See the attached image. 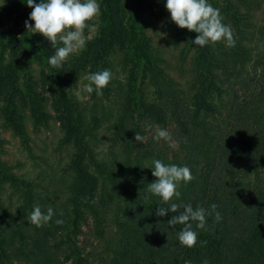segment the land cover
Segmentation results:
<instances>
[{"label":"trees","instance_id":"obj_1","mask_svg":"<svg viewBox=\"0 0 264 264\" xmlns=\"http://www.w3.org/2000/svg\"><path fill=\"white\" fill-rule=\"evenodd\" d=\"M263 3L239 0L230 7V23L226 24L232 29L234 47H226L223 41L194 46L198 34L185 28L195 47L193 92L189 94L159 66L146 32L129 20L125 0H101L103 25L99 33L79 56L60 68L48 63L55 53L50 42L17 24L32 9L22 0L2 6L0 115L23 138L22 109L28 106L37 124L46 122L45 98L32 88L29 76L25 89L19 83L32 64L45 65L49 72H43L42 80L54 97L56 119L63 132L61 144L72 146L73 153L68 163L67 200L51 208L49 222L36 227L28 223L29 215L35 205L46 213L49 199L2 158L0 132V264H14L22 257L32 259L33 264H51L59 253L63 262L70 264H264V52L254 59L249 46L254 35L252 9ZM9 24V31H4L3 25ZM118 49L130 54L133 73L140 70L143 78L147 75L157 98L149 102L139 96L137 74L129 75L114 137L120 150L111 155L113 158L99 157L94 147L99 118L93 117L94 125L87 123L67 87L87 66L91 72L110 70V57ZM143 118L151 126L167 129L177 147L163 146L153 137L147 145L137 142L135 134L144 137L146 133ZM153 159L191 170L193 179L181 182L179 199L170 202L191 203L193 208L209 211L210 205H217L219 221L213 213L206 217L205 229L191 222L198 233L193 247L178 242L177 232L183 225L168 226L173 213L155 215L158 206L167 204L147 189L156 179L146 168ZM7 187L22 195L14 214L3 199ZM57 218L63 223L56 224ZM88 219L93 236L104 241L100 254L81 244Z\"/></svg>","mask_w":264,"mask_h":264},{"label":"rangeland","instance_id":"obj_2","mask_svg":"<svg viewBox=\"0 0 264 264\" xmlns=\"http://www.w3.org/2000/svg\"><path fill=\"white\" fill-rule=\"evenodd\" d=\"M10 1L5 0L2 6ZM238 1L209 0L213 7L220 10L225 24L230 23V7L237 4ZM99 4L100 14L88 21L93 26L92 30L85 29V35L90 36V39L99 33L103 25L101 0H99ZM125 7L127 8L129 20L141 26L146 32L152 52L158 58L159 66L177 83L178 87L183 88L188 94L193 92L191 80L195 47L190 44L185 28H179L170 20V13L164 7V0H125ZM252 12L254 14V27L252 29L254 35L249 46L252 48V56L255 59L261 52H264V3L261 6H254ZM27 18L28 14L18 19L17 24H21L22 27L26 28L24 22ZM30 23L34 24V21H30ZM10 28V24L3 25V30L6 32ZM212 44L215 45L217 42ZM80 53L81 51L70 55L65 62L73 61ZM129 56L130 54L126 49H118L111 55L110 71L112 78L109 83L110 87L104 88L102 95H96L93 92L90 96L82 95L79 99L77 98L79 89L87 83L84 77L91 72L90 66L82 69L78 77L67 87V93L76 100L77 109L83 114L87 123L94 125L93 117L97 116L99 118V123L94 128L97 138L94 147L99 157L113 158L120 150V144L114 142V137L119 108L125 99L124 92L129 89L127 82L134 69L132 58ZM43 72L48 73V68L45 65L34 63L28 73L21 75L19 83L21 88L25 89L24 82L26 78L28 76L31 78L32 88L40 92V96L45 98V111L49 118L46 122L43 121L37 124L30 108L27 106L22 109L21 113L26 127V135L23 138L16 134L10 126H7L5 118L0 115V132L4 139L2 158L19 177L32 181L39 194L47 196L49 199V207L54 208L55 206L64 205L69 195L66 183L69 180L68 163L73 153V147L61 144L63 132L56 119L54 97L47 84L44 85L42 80ZM138 73H133L134 75L137 74L135 84L136 88L139 89L138 95H144L149 102L155 100L157 98L155 86L149 81L147 75L146 78H143L140 70H138ZM138 99L140 98L138 97ZM143 119L141 122L146 124L143 144L147 145L152 139L155 129L161 127L151 126L146 118ZM171 137L176 144V139L172 135ZM159 142L163 146L167 145L163 140H159ZM113 153L114 155L111 157ZM3 199L9 212L14 214L17 206L22 201V195L19 191L7 187L3 192ZM91 222V219H88L84 224V231L80 236L81 244L88 251L100 254L104 251V241L97 240L93 236ZM14 264H33V262L32 259L27 260L22 257L16 260ZM51 264L70 263L63 262V255L59 253L53 256Z\"/></svg>","mask_w":264,"mask_h":264},{"label":"clouds","instance_id":"obj_3","mask_svg":"<svg viewBox=\"0 0 264 264\" xmlns=\"http://www.w3.org/2000/svg\"><path fill=\"white\" fill-rule=\"evenodd\" d=\"M22 2L32 9L24 22L25 27L32 33L42 34L55 48L54 55L48 57L49 65L55 68L62 67L70 55L85 48L87 40L91 38L85 35V29L91 31L93 27L88 21L100 14L99 0H22ZM4 3L5 0H2L0 6ZM164 7L170 13V20L179 28H186L198 34L192 41L194 46L204 47L218 41H223L226 47L235 46L231 27L223 23L220 10L213 7L209 0H164ZM30 21H34V24ZM111 78L109 69L87 73L84 77L87 83L79 89L77 98L82 95L90 96L93 92L102 95V90L108 86ZM144 139L139 133L135 134L137 142L143 143ZM153 139L163 140L172 148L176 146L170 132L164 128L157 127ZM146 168H150L152 176L156 178L148 183V192L167 204V207L158 206L155 215L163 217L166 213H173L167 220L168 226L175 228L176 225H183L177 232L178 242L182 246L193 247L197 243L198 233L193 230L191 222H196V228L205 229L206 217L213 213L215 219L219 221L221 214L216 211L217 205H210L209 211L200 206L193 208L191 203L170 202L174 197L179 199L180 183L187 184L193 179L188 166L166 164L160 159H153L151 165ZM181 208L183 210L179 211ZM52 217L51 208L45 213L39 205H35L28 223L41 227ZM55 223L62 224L63 220L57 218ZM204 264H207V261H204Z\"/></svg>","mask_w":264,"mask_h":264}]
</instances>
